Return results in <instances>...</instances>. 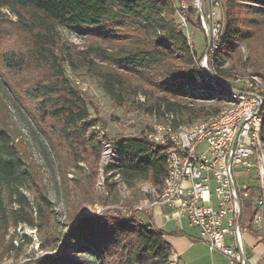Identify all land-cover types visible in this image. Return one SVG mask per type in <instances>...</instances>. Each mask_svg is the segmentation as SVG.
I'll return each instance as SVG.
<instances>
[{
	"label": "trees",
	"instance_id": "1",
	"mask_svg": "<svg viewBox=\"0 0 264 264\" xmlns=\"http://www.w3.org/2000/svg\"><path fill=\"white\" fill-rule=\"evenodd\" d=\"M176 11L174 0H0V38L15 33L21 40L19 49L0 53V65L16 75L27 72L18 83H12L2 69L0 74L16 99L31 101L23 104L51 144L57 138V145L76 154L89 147L101 153L103 144L93 130L99 119L91 116L90 102L68 76L65 61L93 71L118 104L142 93V104L151 101L147 111L177 127L205 119L222 108L206 109L193 101H222L227 91L213 84H196L198 52L176 21ZM185 11L187 20L193 22L191 5ZM62 28L83 37L84 47L70 43ZM260 35H264V0H226L225 28L209 58L210 66L222 72L221 62L232 57L242 41ZM261 113L264 145V107ZM22 141L0 119V245L9 248L14 246L11 235L7 240L10 227L34 223L24 211L28 201L22 187L36 167L20 148ZM115 142L121 160L105 164V172H117L129 184L145 179L162 186L168 173L167 145L155 144L147 129L121 135ZM248 205L242 214L246 219ZM165 234L133 212L81 215L69 229V240L76 242L77 250L94 257L46 253L33 264H105L107 257L114 258L115 264H169L172 246Z\"/></svg>",
	"mask_w": 264,
	"mask_h": 264
},
{
	"label": "rangeland",
	"instance_id": "2",
	"mask_svg": "<svg viewBox=\"0 0 264 264\" xmlns=\"http://www.w3.org/2000/svg\"><path fill=\"white\" fill-rule=\"evenodd\" d=\"M174 1L177 7L175 19L198 52L199 70L195 72L196 84L204 85L203 87L213 84L218 89L225 88L221 84V87H218L219 82L203 67L205 65L236 88L244 87L247 79L258 75L260 83H256V87L259 85L258 88L264 93V35L249 42L242 41L233 56L221 62L220 66L224 72L219 73L209 63L215 44L212 42L211 47H208L207 26L204 21L206 20L208 24L219 22L222 35L225 28L226 0H202L201 6L199 0ZM190 5L194 9L191 14L193 22L186 18L185 9ZM208 13H211V16H208ZM62 31L70 43L79 48L84 47L83 37L68 28H62ZM20 46L21 40L15 33L0 38V53L17 50ZM64 65L68 76L82 89L90 102L91 116L98 117V125L93 130L99 140L101 135H104L105 143L101 142L103 144L101 153L89 147L86 151L78 149L77 154L64 145H57V138L54 141L55 145L51 144L48 137L39 131L24 106L30 105L31 101L23 97L16 99L0 74V119L23 138L20 148L24 149L36 167V171L22 187L28 201L24 211L29 213L34 223L20 222L10 227L7 240L11 235L14 246L9 248L4 247V244L0 245V264H33L38 256L46 253L58 257L65 255L67 258L91 259L94 256L77 250L76 242L69 240V229L76 223L78 217L102 213L109 216L115 214L117 210H122L125 213L133 212L139 219L147 221L145 216H149L155 206L165 205L154 202L158 200L157 192L161 188L151 181L140 179L129 184L119 173L105 172L104 165L109 162L117 163L118 152L115 153L114 148L118 147L115 141L119 136L138 134L142 129L149 131L154 125L164 124L170 120L147 111L151 101L142 104L145 99L142 93L135 98H129L124 104H118L107 94L93 71L82 65L74 68L66 61ZM2 68L0 65V69ZM3 71L12 83L13 81L18 83L27 74L24 72L16 75ZM193 103L197 106L205 105L206 109L217 106L222 108L220 111L234 104L226 97L222 101H217L216 98L195 99ZM263 107L264 102L259 108L261 115ZM209 117L198 118L183 126L201 123ZM101 122L106 125V129L102 127ZM106 143H110L111 147ZM234 174L240 184L250 180L248 171L242 167H235ZM15 206L19 207L18 203ZM248 207L249 218L243 216L242 219L244 237L251 232L244 226L250 224L252 227L254 213L252 202H249ZM107 263L115 264L114 258L107 257L105 264ZM169 264H177L172 255Z\"/></svg>",
	"mask_w": 264,
	"mask_h": 264
},
{
	"label": "built area",
	"instance_id": "3",
	"mask_svg": "<svg viewBox=\"0 0 264 264\" xmlns=\"http://www.w3.org/2000/svg\"><path fill=\"white\" fill-rule=\"evenodd\" d=\"M209 26L215 44L220 23ZM257 78L247 79L244 87L232 85L245 96V110L239 112L235 125H220V132L201 134L173 133L169 127L155 125L147 131L152 141L167 143L172 161L169 189L157 192L154 202L173 207L178 217L199 228L210 249H219L240 264H247L242 230L245 201L252 202V227L264 239V146H258L256 138L262 93ZM235 167L248 171L250 180L238 183Z\"/></svg>",
	"mask_w": 264,
	"mask_h": 264
},
{
	"label": "crops",
	"instance_id": "4",
	"mask_svg": "<svg viewBox=\"0 0 264 264\" xmlns=\"http://www.w3.org/2000/svg\"><path fill=\"white\" fill-rule=\"evenodd\" d=\"M145 217L166 231L165 238L172 246L177 264H240L221 250L210 249L201 238L199 228L188 219L178 217L169 205L155 206ZM244 227L251 231L246 237L243 235L247 264H264V239L250 224Z\"/></svg>",
	"mask_w": 264,
	"mask_h": 264
},
{
	"label": "bare ground",
	"instance_id": "5",
	"mask_svg": "<svg viewBox=\"0 0 264 264\" xmlns=\"http://www.w3.org/2000/svg\"><path fill=\"white\" fill-rule=\"evenodd\" d=\"M221 32H217V40H219L221 36ZM217 42L214 45V49L217 47ZM204 64V63H203ZM256 83H260V79H256ZM218 86V85H216ZM218 87H221L220 85ZM259 87V85H258ZM227 91V95L225 96L229 102L234 103L233 105L229 106L228 108L220 111L219 113L210 116L208 119L201 123H196L192 124L189 126H181L179 125L178 127L173 125L172 121H165L164 124H157L155 125L156 127H169V130L173 133H183V131L187 132H193V134H201V132H206V130H212V132H220V125H225V126H232L237 124L238 122V117H239V112L245 110V96L244 94H241L240 91H236L234 89H229V88H223ZM261 90V89H260ZM262 91V90H261ZM262 93V92H261ZM226 100V99H225ZM237 102V104L235 103ZM264 102V93H262V103ZM262 104H260L261 106ZM221 116V117H219ZM217 117H219L217 119ZM261 125H262V115L259 112V115L257 116V127H256V138H257V145L258 146H264L262 143L261 139ZM100 135V134H98ZM101 142H104V135H101ZM157 145H167L166 142H158V141H153ZM105 143V142H104ZM107 146L111 147L110 143H106ZM167 150V147H166ZM114 152H118L117 156V163L120 162V150L119 147L114 148ZM119 161V162H118ZM167 165H168V173L164 179V182L162 186L160 187L161 190H166L169 189V183H170V170H172V161L169 160V156L167 154ZM161 190L159 192H161Z\"/></svg>",
	"mask_w": 264,
	"mask_h": 264
},
{
	"label": "water",
	"instance_id": "6",
	"mask_svg": "<svg viewBox=\"0 0 264 264\" xmlns=\"http://www.w3.org/2000/svg\"><path fill=\"white\" fill-rule=\"evenodd\" d=\"M199 5L201 6V3H202V0H199ZM204 23H206V26H207V35H208V47L210 48L211 47V44L213 42V37H212V34H211V30H210V26L208 24V22L205 20ZM208 52V49L207 51ZM204 68H206L212 75V77H214L218 82H219V85L221 84L222 86L226 87V88H229V89H235L231 84H229L226 80L222 79L220 76H218L216 74V72L212 69V68H209L207 66H203ZM218 84V83H217ZM230 164H231V159H230Z\"/></svg>",
	"mask_w": 264,
	"mask_h": 264
}]
</instances>
